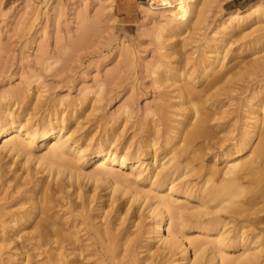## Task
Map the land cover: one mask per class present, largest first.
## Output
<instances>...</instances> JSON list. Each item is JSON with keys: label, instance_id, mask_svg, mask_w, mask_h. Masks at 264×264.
<instances>
[{"label": "bare ground", "instance_id": "obj_1", "mask_svg": "<svg viewBox=\"0 0 264 264\" xmlns=\"http://www.w3.org/2000/svg\"><path fill=\"white\" fill-rule=\"evenodd\" d=\"M148 1V10L155 8L156 0ZM159 4L163 26L179 35L200 10L194 0ZM224 41L215 44L211 61L198 62L200 78L177 65L155 71L157 86L174 87L161 104H178L180 111L149 110L142 138L128 143L119 138L131 116L128 105L110 125L93 121L100 131L89 137L69 124L82 104L51 97L46 84L31 80L0 90V264L17 255L24 264L34 257V264H259L264 229L252 221L264 212V99L254 93L246 100L247 120L223 108L237 84L233 74L237 80L236 72L245 71L227 66V54L219 53ZM173 53L171 46L165 55ZM214 149L212 160L223 158L222 166L203 163ZM195 170L199 182L178 180ZM131 175L143 176L152 189L144 191ZM161 186L169 193L158 195ZM172 192L185 202L176 203ZM231 222L240 225L229 234ZM246 226L253 227L250 237ZM190 227L212 238L189 237ZM232 243L253 246L233 257L223 250Z\"/></svg>", "mask_w": 264, "mask_h": 264}, {"label": "rangeland", "instance_id": "obj_2", "mask_svg": "<svg viewBox=\"0 0 264 264\" xmlns=\"http://www.w3.org/2000/svg\"><path fill=\"white\" fill-rule=\"evenodd\" d=\"M149 6L148 0H0V90L31 80L46 84L49 88L46 94L51 97L64 96L82 104L84 109L78 112V120L72 119L69 124L77 126L76 134L89 137L96 136L108 121L111 120L110 125L115 117L121 118L123 115L119 113L128 105L131 116L126 125L119 128V138L122 143H128L132 138L133 141L142 138L140 127L149 110L153 113L159 105L167 111H180L178 104L170 107L161 104L162 96L174 87L157 86L155 71H162L166 65H177L182 68L180 73L192 70L200 78L198 62L211 61L217 55L215 44L219 38L226 37L219 53L227 54L224 59L227 66L238 65L235 69L244 67L245 71L237 70L240 72H236L240 74L237 80L233 74L237 84L232 85L231 100L223 108L235 110L234 113L239 110L243 120H247L246 100L254 93L264 99V0H194L193 7L200 10L192 14L181 35L163 26L164 17L160 13L164 8L159 0L155 8L148 10ZM237 13L242 17L231 22L230 18ZM236 22L239 26L230 30ZM171 46L174 53L165 55ZM171 76L174 77L169 73L164 76L169 78L167 82L171 81ZM178 101L174 99L175 103ZM96 119H100L97 130L96 125H92ZM222 129L215 127L216 131ZM214 151L205 152L203 163L222 166L223 158L212 160ZM145 160L154 163L152 157ZM201 167L203 169V165ZM194 172L178 180L195 184L200 181L201 171ZM129 177L144 191L152 189L143 176ZM167 193V186H161L158 195ZM172 194L173 199L179 196L176 203L185 202L182 193ZM189 202L195 205L197 199L190 198ZM261 214L262 219L252 222L255 227L264 229V212ZM239 225L233 222L227 225L231 230L229 234ZM252 228L246 226L244 235L250 237ZM186 232L189 237L212 238L198 234L194 227ZM247 246L252 247L253 243L238 247L232 243L223 249L224 254L236 257ZM13 258L7 264H24L18 255ZM38 259L34 257L31 263ZM256 262L264 263V250Z\"/></svg>", "mask_w": 264, "mask_h": 264}]
</instances>
